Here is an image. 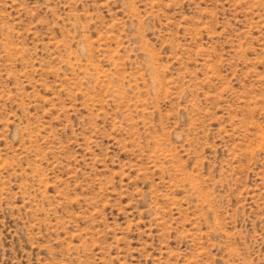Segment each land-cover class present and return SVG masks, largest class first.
<instances>
[{
  "label": "rangeland",
  "instance_id": "obj_1",
  "mask_svg": "<svg viewBox=\"0 0 264 264\" xmlns=\"http://www.w3.org/2000/svg\"><path fill=\"white\" fill-rule=\"evenodd\" d=\"M0 264H264V0H0Z\"/></svg>",
  "mask_w": 264,
  "mask_h": 264
}]
</instances>
